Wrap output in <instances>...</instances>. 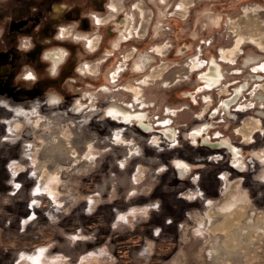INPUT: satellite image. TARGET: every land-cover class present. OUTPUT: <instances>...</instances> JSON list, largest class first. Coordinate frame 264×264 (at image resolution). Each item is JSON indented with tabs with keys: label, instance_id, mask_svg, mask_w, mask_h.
I'll list each match as a JSON object with an SVG mask.
<instances>
[{
	"label": "rangeland",
	"instance_id": "1",
	"mask_svg": "<svg viewBox=\"0 0 264 264\" xmlns=\"http://www.w3.org/2000/svg\"><path fill=\"white\" fill-rule=\"evenodd\" d=\"M85 3L88 6H84ZM78 4V32L83 35H77L81 43L78 49L72 50V55L79 59L76 62L81 76L77 81L84 91L62 98L64 107L61 110L47 106V114L43 117L33 110L36 101L17 103L14 111L20 112L21 118L18 121L12 119L8 127L11 138L24 137L15 157L21 155L26 172L34 180L31 219L39 199H43L46 205L43 218L46 220L33 224L28 237L17 229L0 232V249L4 256L13 261L17 259L18 264H69L78 254L76 264H115L103 257L102 252L88 253L89 236H66L80 227L88 228L83 212L93 211L90 209L101 204L106 196L118 197L119 207L111 221L106 214L101 218L97 230L127 225L142 234L141 242L135 239L139 247L129 249L130 264H264V170L259 171L264 162V120H260L261 125L257 124L258 117L264 118V108L259 113L258 110L249 111L252 103L264 96V80L257 82L261 85L256 95L251 93L258 81L256 72L260 71L253 68L264 62V0H78ZM112 6H115L113 11ZM128 14L132 20L125 34L129 37V32H133V40L122 42L120 32L119 36L105 35L113 19L117 21V17ZM97 17L103 22L102 26L94 25ZM86 23L90 28H86ZM69 26L61 27V31L69 35ZM238 38L245 40L240 49L235 46ZM89 40L92 43H88ZM89 44L94 48L90 49ZM51 47L46 51L54 49ZM184 47L188 51L181 55ZM247 58H254V61L246 67ZM212 59L221 65L224 79L214 90L207 91L200 77L206 69L202 65L206 61L211 63ZM86 65L91 66V71H86ZM137 65L142 66L143 73L133 72ZM119 68L122 71L115 77L118 82L109 84L114 81L113 76ZM27 73L23 72L18 79L26 77ZM26 82L25 85L17 84L16 91L21 93L20 88L26 89L32 83ZM245 83L249 84V90L240 99L243 102L240 105L247 109L232 111L235 117L231 118L228 109L217 102L223 103L235 92V87ZM105 85L112 91L119 87L123 90L108 96L99 91ZM136 91L140 92L138 100L135 99ZM184 93H193L194 98H183ZM9 96V93L0 96V111L3 110L0 113L7 115L5 104ZM85 97L96 106L97 115L93 118L86 109L80 115L74 114L77 105H84ZM112 106L145 112L147 121L157 132L162 131L161 126L170 124L178 131L177 141L161 139L156 134L145 136L135 124L110 127L104 111ZM204 112L208 120L205 114L201 116ZM207 123L214 127L208 139L215 142L226 138L241 148L244 152L242 160L247 161V167L242 170L243 177L233 178L227 184L218 183L210 191L201 190L208 186L203 182L200 187L191 185L184 194H177L187 198V202L180 203L183 211L178 212L174 209V192L158 184L165 177H173L172 160L180 159L195 167H199V163L218 161L217 157L200 154L202 147L188 138V132L193 128ZM254 153H260L259 163L250 159ZM104 164L105 168L102 167ZM224 166L222 170H225ZM101 170L105 171V177ZM95 182L97 184L92 185ZM39 183L43 189L38 195ZM163 194L168 199L164 203L153 198L155 195L163 197ZM230 203L240 204L244 212V217L235 226L228 225L224 216ZM77 204H82V211L74 212L70 224L67 221ZM160 208V215L155 213L157 218L160 217L158 220L167 218L177 226L170 223L163 227L168 230L162 232V224L157 223L151 234L153 226L149 225L147 231L142 226L146 225L144 222L151 212ZM184 211L185 215L181 216ZM59 219L63 224L58 226ZM250 226L255 228L252 230ZM165 237L173 244L169 254L161 256L156 245L162 251ZM114 243L118 242L113 239L108 244L111 251ZM56 245L68 252L73 247L65 256L67 260L55 254ZM114 250L116 254L119 251ZM2 253L0 257H3ZM121 264L126 263L122 261Z\"/></svg>",
	"mask_w": 264,
	"mask_h": 264
},
{
	"label": "flooded vegetation",
	"instance_id": "2",
	"mask_svg": "<svg viewBox=\"0 0 264 264\" xmlns=\"http://www.w3.org/2000/svg\"><path fill=\"white\" fill-rule=\"evenodd\" d=\"M102 2H104V0H102ZM78 6V0H0V96L6 95V93H9L10 95L9 98H7L9 101L6 103L8 104L7 115L9 116L11 121L12 119L18 121L21 118L22 114L20 112L17 113L16 111H14V109H17L15 108L17 103L28 102V100L36 101L33 110L36 111L38 116L43 117L45 116V114H47V106L50 108L58 107L59 110H61V108L64 107V101L62 98L67 95L75 96L80 91H84V88L80 86L77 81V77L81 76L79 74V68H77L78 63L76 62L79 59L77 56L72 55V50L78 49L81 43V41L78 40L79 37L77 36L78 34H81L78 32V28L80 27L78 24ZM84 6H88L87 3H85ZM111 10H115V6H112ZM94 19L96 20V22L94 21L95 26H102L103 22L100 18L97 17ZM131 20L132 16L130 14H128L127 17H117V21L113 19V24L111 27L106 28L105 35L108 37L114 35L119 36L121 33L120 37L122 39V42L133 40L135 38L133 32H129V37H127V35L125 34V31H127L129 28ZM82 22L83 20L81 21V29L85 28ZM67 24H70L69 35L61 31V27H65ZM86 24V28H90V25L88 23ZM89 41L90 42L88 43H92L91 40ZM47 47H51L54 49L51 51H46ZM89 47H91L90 44ZM185 47V50L181 53V55L185 54L184 52L188 51ZM93 48L94 47L92 46L90 49ZM252 64V61L247 63V59L245 60L246 67ZM263 64L264 62L259 63V65L253 68L260 70L259 72H256V76L258 77V81H255L256 83L264 80V69L260 68ZM85 67L86 71H91L90 65H86ZM202 67H206L202 75L209 76L215 82L220 80L219 83L212 88V90L222 84L224 76L219 64H217L215 61H211V63H209V61H206V63H204ZM208 70L209 72L207 73ZM80 71L83 70L80 69ZM121 71V68H119L116 74L113 76L114 81H110L109 84L118 82V79H115V77H118ZM23 72H28L26 74L27 76L28 74H32L35 79L30 80L32 81V83L28 84L26 89L20 88L22 90V92L20 93L16 91V89L18 88L17 84L21 83L22 85H25L27 83L26 81H29L28 79H25V76H22L23 78H21V80L18 79L20 74H22ZM83 72L85 73V71ZM133 72L135 74L143 73L140 65H137L135 71ZM203 83L204 85L206 84L205 82ZM260 85V83H257L252 89L251 93H255L258 89V86ZM242 87H244L242 91L240 93H236V91H240ZM120 90H123V88L119 87L118 89L112 91L108 85H105L99 91L102 94L110 96V94H113L114 92H120ZM138 90H140V88H138ZM247 90H249L248 83L235 87V92H232L230 96L223 100L222 106L225 108L224 102H226L227 99L235 97V100L229 106V110L231 111V108H235L237 106V112L244 111L247 108L240 105L241 103L238 104V102L245 95L244 93ZM135 93V99L138 100L137 95L140 94V92L136 91ZM185 95L186 96L182 95L183 98H194L193 93H191L190 95ZM254 95H256V93ZM260 99L263 98L261 97ZM83 102H85V106L83 104V106L80 104L79 106L77 105L75 107V115L82 114L85 109L88 113H91V118H93L94 115H97L96 106L92 104V100H89L88 97H85L83 98ZM192 102L195 103V100H192ZM3 103L5 104V102ZM90 104L92 105L89 106ZM125 105L129 106L130 104ZM217 111L218 110H216L214 114H216ZM104 113L105 117L110 120L108 122H110V127L112 128H119V125L132 126L135 124L137 126V123H139L146 130H148V133H146V135L144 134L145 136L156 134L159 135L161 139H164L165 135L173 141H177L178 139L177 131L170 124L161 126L162 133L160 131V133L157 132L155 126L147 121V115L145 114V112L123 110L118 107L112 106L105 109ZM204 114L205 112L201 114V116H203ZM49 117L51 118L53 116ZM55 117L57 119L56 115ZM230 117H235L232 111ZM257 122H259L257 124H260L261 121L258 119ZM205 126L209 127L208 131L200 132L199 130H195L188 132V138L192 143L194 142L197 145L201 146L200 138H204L206 142H211L208 139V135L214 127L209 123L204 124L201 127ZM171 133H173V136ZM215 138L218 139L220 138V136H215ZM222 139V143L228 147V149L224 150L229 153L230 159L233 155L234 164L238 169L241 170L236 171L238 172V174H242V170L245 168V165L240 160L241 151L239 147L231 144V142L226 138ZM215 150H223V148H218ZM175 165L185 166L184 161L180 159L176 162ZM171 168L175 171L174 174L177 179L188 180L191 173L189 169L181 174L176 173V166H172ZM165 179H168V181ZM172 179L173 177H165L158 185H163V188L167 191L175 192L176 190H179L180 185L179 183H177V180L174 179V181ZM229 181L230 180L225 179L224 184H227V182ZM163 197L160 195V197L158 198L155 195V197L153 198H157L162 201V203H164V201H167L168 199L164 194ZM142 205L145 204H141V206ZM158 219H160V217L157 218L155 212L152 211L149 215V218H147V220H145L144 222L146 225L142 227L146 228L147 231V229H149L148 226H151L153 222L156 223ZM153 229L155 228L151 227L150 232L153 233ZM166 230H168V228H163L162 232ZM169 244L167 247L165 245L162 246L163 248L161 256L169 254L167 248L169 246L171 247L172 243ZM156 261L159 260L156 259Z\"/></svg>",
	"mask_w": 264,
	"mask_h": 264
},
{
	"label": "crops",
	"instance_id": "3",
	"mask_svg": "<svg viewBox=\"0 0 264 264\" xmlns=\"http://www.w3.org/2000/svg\"><path fill=\"white\" fill-rule=\"evenodd\" d=\"M212 61H215L217 64H219L218 61L215 59H212ZM219 103H221L223 105L221 100H219L217 102V104H219ZM240 103L243 104V102H241V100H239L238 104H240ZM257 104H258V106H256ZM7 105L8 104L6 103L5 104L6 109L8 107ZM260 105H262V106H260ZM236 107L231 108V111L237 112ZM262 108H264V99L253 102L252 107L250 108L249 111L255 112L258 110V113H259V112H261ZM262 111H264V109H262ZM252 112H251V114H252ZM0 115L3 116V117H0V232H2L3 230L12 229V231H13L14 229H17L19 233H21V234L23 233V235H26L28 237V235L30 234L29 231L32 230V229H30L31 226L33 224L35 226V223L38 222V218H41V220L42 219L46 220L45 218H43L46 214V205H45V202L43 203V201H42L43 199H41V200L39 199L38 206H36L34 209V215L35 216L31 219V215H33V211L31 209L30 205L32 204L31 202L33 201V197H34V193L32 192V190L35 186L34 182H33L34 180L30 176V173L26 172V170L24 168V162L25 161H24V159H21V155H19L18 157H15L16 150L20 151V149H21V145L23 143L24 137L19 135L20 137L17 136L15 138H11V136H9V134H8L9 133L8 127L10 126L11 119L9 118L8 115H6V113H0ZM204 116L206 118V114ZM6 117H8V118H6ZM208 119L206 118V120H208ZM258 119L264 120V118H262V117L261 118L258 117ZM193 129L191 131H195V130H198L200 128H197V129L193 128ZM236 135H237V133H236ZM199 153L206 155V156L217 157L218 161L211 162V164H208L206 162L199 163L200 164L199 167H195L186 161H184L185 166L175 165L179 159H175L174 161L172 160V163H171L172 166H176L177 168H179L181 174L183 172H186L188 169L191 172L188 180H179L176 178L175 174H173L172 180H174V179L177 180V183H179V185H180L179 190H176L172 195L173 201H174V209L178 212L183 211V209H181L182 207H180V203L183 204L184 202H187V200H186L187 198H184V196H181V198H180V197H178L179 195L177 196V194H184L187 191V189L189 187H191V185H196V186L198 185L199 186L200 184H203V182H204L208 186L205 189L202 187L201 190L202 191L203 190L210 191L212 186H215L218 183H224L225 179H228L231 181V179H233V178H238V177L244 176V174L243 175L238 174L237 171L232 172L233 169L231 168V165L234 164V159L231 158L229 160L230 161L229 162L228 157H230V156H229V153L226 152L225 150H213V149H209L206 147H202V149H199ZM243 153L244 152L242 151L240 154V158H241L240 160L247 167V161L244 162L242 160V157H243L242 154ZM263 153H264V149H263ZM258 156H259V160H261L260 153H258V154L254 153V155H252V157L250 159L258 161ZM220 163H221V165H220ZM257 163H259V161ZM223 164L225 165L224 166L225 170L227 168L229 171L228 170H226V171L222 170ZM102 167L105 168L106 164H104ZM261 170H264V162H263V164H262V162L260 164V170L259 171L261 172ZM103 171L104 170H101L100 172H103ZM103 173H105V171ZM193 174H195V175H193ZM105 176H106V173L103 174V177H105ZM90 184H88V185H90ZM96 184L97 183L95 182L92 185H96ZM41 188L43 189V185L39 183L38 189H36V193L38 195L40 193H42ZM212 188H214V187H212ZM103 200L104 201L101 204L99 203L97 205V207H95L94 209H90L93 211H89V213L83 212V214L86 215L87 219H89L90 217H92L96 214V217H95L96 220L91 225L89 224L88 228L85 229V226L80 227V228L74 230L73 232H69L66 236H70L72 234H82V235L89 236L90 242H88V244H91V245L87 246V247H89L88 253L90 252L92 254L93 253L95 254L96 252H98V253L102 252L101 254L103 255V257H106V259H108L109 262H112L115 264H121L123 261L126 264H130L131 259H129L128 255H129L131 250H129V249L134 248V250H135L137 247H139V245L136 244V243H138V241H136L135 239H139V242H141L142 234L136 233L135 228L131 229L130 226H127V225H122V226L118 225L117 227L116 226H108L104 231H100V229L97 230V226L99 227L100 222H101V218L104 217L105 214H106V217H108V221L112 220L113 216L116 213L115 210L119 207V203H120V200L118 197H113L111 199V198H107L105 196V197H103ZM129 203H131V202H129ZM191 203H193V201H191ZM101 206H106L107 208H104L100 211ZM75 207L76 208H73V211L70 214L71 215L70 218H72L74 216V212L76 214L77 211H82V204L81 205L77 204V206H75ZM160 207L162 208L163 204H161ZM161 208L159 210H156L155 213L156 214L158 213V215H160ZM162 213H164V211ZM185 213H186V211H184L181 214V216L185 215ZM5 219H6V221H5ZM167 220H168L167 218L157 220L156 223L153 222L151 226H153V228H156L157 223L158 224L160 223V224H162V229H163V227L169 226L170 223H173L172 221H167ZM72 222H70V224ZM60 223L63 224V220L59 219L57 221V225ZM173 224H175V223H173ZM175 225L177 226V224H175ZM127 232H129L130 235ZM124 233H127L128 235L126 236ZM119 234L123 235L125 240L123 243H119V242L116 244L114 243L115 244L114 249L117 248V249H119V251H123L125 253H123V254L120 253L118 255L115 253L114 249L112 251L110 250L108 244L110 243V241L111 242L113 241V238L116 237V235H119ZM128 239H130V240L128 241ZM159 239L158 240L161 242V239H162L161 236H159ZM163 240L166 242V244L165 243H162V244L165 245L166 247L168 246L169 243H172V240L169 241L168 238H166V237ZM53 245H55V243H53ZM71 248H73V247H71ZM71 248H70L69 252L72 251ZM102 248H103V251H99ZM104 248H106V250H104ZM156 248L160 249V247L158 245H156ZM52 249L53 248H51V250ZM54 249L56 251L55 254L58 253L57 255H62L64 257L69 253L68 251L65 250V248H62V246L54 247ZM0 251H1L0 253H2L1 249H0ZM113 251H114V253H113ZM160 254H162V251L160 252ZM65 258L67 260V257H65ZM10 259L11 258H8V257L4 256V254H3V257H0V264H18L17 263L18 261H16L17 259L15 261H13L14 259H11V261H10ZM73 259H75V260H73ZM78 259H79V255L78 254L74 255L72 260H70L69 264H76ZM34 261L36 263H38L37 260H34ZM19 264H25V262H21Z\"/></svg>",
	"mask_w": 264,
	"mask_h": 264
},
{
	"label": "bare ground",
	"instance_id": "4",
	"mask_svg": "<svg viewBox=\"0 0 264 264\" xmlns=\"http://www.w3.org/2000/svg\"><path fill=\"white\" fill-rule=\"evenodd\" d=\"M252 39V41H256L255 39H253V38H251L250 37V40ZM244 39L243 38H238V40L236 41L237 42V44H235V46H236V48L238 49L239 48V46H240V44H241V42L243 41ZM245 41V40H244ZM263 42V41H262ZM240 49V48H239ZM231 51V50H230ZM253 62L254 61V58H247V63H249V62ZM261 69H264V64L263 65H261V67H260ZM141 69H143L142 68V66H141ZM200 78H202L203 80H204V82L206 83V89H207V91H210V90H212V88L215 86V85H217L218 83H219V81L220 80H218V81H213V79L212 78H210L209 76H205V75H201V77ZM201 79V80H202ZM244 87H242L241 88V90L239 91H236V93H240L241 91H242V89H243ZM205 90V89H204ZM263 99H264V96L262 95L261 96ZM260 97V98H261ZM235 100V97H233V98H230V99H227L226 100V102H224V106H225V109H228V111H227V113H229L230 115H231V111L229 110V106L233 103V101ZM82 105V104H81ZM81 108V107H80ZM82 110V109H81ZM208 129H209V127L208 126H205V127H200V129H198L200 132H204V131H208ZM172 134V136H173V133H171ZM236 196V195H235ZM236 198V197H235ZM231 204H233V203H230L228 206V208H227V213L224 215L225 216V219H226V222L228 223V225H232V226H235V225H238V222L244 217V212L242 211L243 209H242V207L241 206H239V205H237V204H234V205H231ZM223 212V211H222ZM225 213V212H224ZM223 219V218H222ZM249 220H251V219H249ZM224 221V220H223ZM247 223V222H246ZM250 223H251V225L253 224L252 223V221H250ZM249 223V224H250ZM247 225V224H246ZM219 226V225H218ZM217 226V227H218ZM220 226H223V225H220ZM256 226V225H255ZM246 227V226H245ZM251 227V226H250ZM252 227H253V225H252ZM252 227H251V229H252ZM215 229H216V227H214ZM255 228V227H254ZM253 228V229H254ZM257 228V227H256ZM259 228V227H258ZM229 229V228H228ZM233 229V228H232ZM250 229V228H249ZM252 229V230H253ZM230 230V229H229ZM234 231V230H233ZM237 231V230H236ZM239 231H240V229H239ZM217 232V231H216ZM242 232V231H241ZM240 233V232H239ZM251 233H253V232H251ZM228 234V233H227ZM242 234V233H241ZM230 235V234H229ZM236 235V234H235ZM239 236V235H238ZM239 237H241V236H239ZM243 237V236H242ZM257 238V237H256ZM243 239V238H242ZM241 239V240H242ZM258 239V238H257ZM225 240V239H224ZM229 240H231V239H229ZM239 240H240V238H239ZM243 240H245V239H243ZM248 241V240H247ZM251 241V240H250ZM232 242V241H231ZM240 242V241H239ZM242 242V241H241ZM248 243V242H247ZM223 244H224V242H223ZM239 244V243H238ZM241 244V243H240ZM245 244H246V242H245ZM215 246V245H214ZM243 246H244V244H243ZM247 246V245H246ZM245 246V247H246ZM249 247V246H248ZM247 248V247H246ZM217 252H219V249L220 248H218L217 247ZM222 249V248H221ZM226 249V248H225ZM229 249V248H228ZM240 249V248H239ZM221 251H223V250H221ZM216 252V251H215ZM230 252V251H229ZM235 252V251H234ZM240 252H242V251H240ZM225 254V253H224ZM223 254V255H224ZM232 254V253H231ZM242 254V253H241ZM247 254V253H246ZM222 255V254H221ZM216 256H218L219 257V255L218 254H216ZM246 256V255H245ZM246 258V257H245ZM217 259V258H216ZM222 259H223V257H222ZM221 259V260H222ZM232 259H233V257H232ZM227 264H228V262H227Z\"/></svg>",
	"mask_w": 264,
	"mask_h": 264
},
{
	"label": "water",
	"instance_id": "5",
	"mask_svg": "<svg viewBox=\"0 0 264 264\" xmlns=\"http://www.w3.org/2000/svg\"><path fill=\"white\" fill-rule=\"evenodd\" d=\"M209 69H210V67H209ZM209 72V70L207 71V73ZM137 127L139 128V130L141 131V132H143V133H148V130H146L141 124H139V123H137ZM161 133H162V131H160ZM165 138L167 139V140H169V141H172L169 137H167L166 135H165ZM201 140H200V142H201V146H203V147H206V148H209V149H213V150H215V149H218V148H223V149H228V147L226 146V145H224L223 143H222V141H215V142H206L205 140H204V138H200ZM229 151H230V149H229ZM232 157V159H234V157H233V155L231 156ZM231 168H233V169H235V170H237V171H241L240 169H238L237 168V166L235 165V164H232L231 165ZM176 172L177 173H180V169L179 168H177L176 167Z\"/></svg>",
	"mask_w": 264,
	"mask_h": 264
},
{
	"label": "trees",
	"instance_id": "6",
	"mask_svg": "<svg viewBox=\"0 0 264 264\" xmlns=\"http://www.w3.org/2000/svg\"><path fill=\"white\" fill-rule=\"evenodd\" d=\"M104 208H107V207L104 206ZM104 208H101L100 211H101L102 209H104ZM95 217H96V214H95L94 216L90 217L89 219H87V223L91 225V224L96 220ZM42 220H44V219H42ZM71 220H72V218H69L67 222H71ZM40 221H41V218H38V222H37V223H39ZM150 233H151V232H150ZM126 236H127V235H126ZM113 239H114V241H117V242H119V243H123L124 240H125L124 236H123V235H120V234H119V235H116V237H114ZM172 244H173V242H172ZM160 250H161V249H159V251H160ZM170 250H171V249H170V246H169V247L167 248V251L170 252ZM160 252H161V251H160ZM120 253L123 254V253H125V252H123V251H118L117 254L119 255Z\"/></svg>",
	"mask_w": 264,
	"mask_h": 264
},
{
	"label": "clouds",
	"instance_id": "7",
	"mask_svg": "<svg viewBox=\"0 0 264 264\" xmlns=\"http://www.w3.org/2000/svg\"><path fill=\"white\" fill-rule=\"evenodd\" d=\"M25 79L34 80L35 77L32 74H28V76H26Z\"/></svg>",
	"mask_w": 264,
	"mask_h": 264
},
{
	"label": "built area",
	"instance_id": "8",
	"mask_svg": "<svg viewBox=\"0 0 264 264\" xmlns=\"http://www.w3.org/2000/svg\"><path fill=\"white\" fill-rule=\"evenodd\" d=\"M178 132V131H177Z\"/></svg>",
	"mask_w": 264,
	"mask_h": 264
}]
</instances>
